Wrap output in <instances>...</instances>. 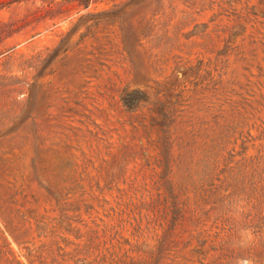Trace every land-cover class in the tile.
<instances>
[{
  "label": "rangeland",
  "instance_id": "obj_1",
  "mask_svg": "<svg viewBox=\"0 0 264 264\" xmlns=\"http://www.w3.org/2000/svg\"><path fill=\"white\" fill-rule=\"evenodd\" d=\"M0 264H264V0H0Z\"/></svg>",
  "mask_w": 264,
  "mask_h": 264
}]
</instances>
